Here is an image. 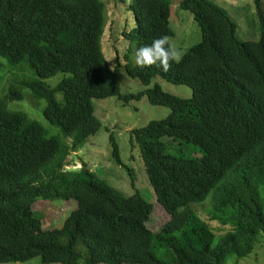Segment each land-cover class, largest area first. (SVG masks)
<instances>
[{
  "label": "trees",
  "instance_id": "trees-1",
  "mask_svg": "<svg viewBox=\"0 0 264 264\" xmlns=\"http://www.w3.org/2000/svg\"><path fill=\"white\" fill-rule=\"evenodd\" d=\"M254 4L259 38L243 40L225 8L181 0L201 40L165 72L130 61L108 65L105 0H0V56L31 72L0 98V264L35 257L80 264L81 244L88 248L86 264H226L231 255L253 252L264 233V0ZM128 10L135 25L123 34L134 52L173 36L170 0H129ZM121 69L145 87L159 77L192 95L180 98L158 85L123 94ZM59 73L62 79L50 86L46 80ZM25 90L46 101L43 115L59 133L49 135L26 113L7 109L24 100ZM113 97L124 105L146 97L170 109L130 131L156 202L168 214L156 231L148 224L154 206L138 190L125 196L87 165L67 169L69 156L101 129L93 99ZM163 138L193 143L202 155L174 154ZM109 140L115 163L124 167L113 133ZM212 193V218L233 226L218 242L192 208ZM49 195L76 201L77 208L71 226L43 233L33 204Z\"/></svg>",
  "mask_w": 264,
  "mask_h": 264
},
{
  "label": "rangeland",
  "instance_id": "rangeland-1",
  "mask_svg": "<svg viewBox=\"0 0 264 264\" xmlns=\"http://www.w3.org/2000/svg\"><path fill=\"white\" fill-rule=\"evenodd\" d=\"M128 1L105 0L107 12L102 43L108 65L111 68L117 66V60L121 65H125L127 61L136 65L133 60L134 46L123 34L124 30H129L135 25L134 15L132 11L128 10ZM180 1L170 0V26L174 32L170 39L171 43L183 55L187 49L201 40V29L193 14L189 10L180 7ZM212 1L225 8L230 17L237 23V34L241 39L253 40L258 38L259 22L254 0ZM126 55H128V58H126ZM20 66L14 67L4 57L0 56V98H4L9 94L10 89L16 87L18 82L31 76V72L26 67ZM120 74L122 79L121 92L123 94H136L146 88H153L158 85L163 91L180 98H190L192 95L189 87L174 85L159 77L153 78L150 85L145 87L139 81L131 78L126 70L121 69ZM62 77L63 74L59 73L55 77L46 80V82L54 87ZM23 94V101H11L7 104V109L12 112L26 113L31 119L43 125L49 135L59 133V129L51 125L43 115L46 101L35 100L28 90H25ZM57 99L61 100V95H58ZM93 104L97 117L102 121L101 129L95 135L90 136L88 143L81 150L75 151L69 156L70 164L67 169L79 170L87 165L91 171L125 196H130L138 190L154 206V212L148 224L156 231L168 219V214L156 202V195L149 183L139 147L137 142L130 137V131L133 128L145 126L152 120L165 118L170 113V109L163 106H154L149 103L146 97L141 101H134L128 105H124L122 101L115 97L103 100L93 99ZM110 133L114 134L119 143L124 167L118 166L112 156ZM163 140L168 143V146L172 143L169 146V151L174 154H182L187 157L202 155V151L193 143H182L181 140H170L169 138H163ZM68 141L71 142V139L68 138ZM213 198L214 193L204 203L194 204L192 208L214 231L216 242H218L225 233L232 230L233 226L212 218ZM76 208V201H65L53 195L39 198L33 204L35 213L44 219L41 228L43 233L59 230L61 226L65 225L71 226L70 216L72 219V213ZM46 235H54V233ZM80 249L84 253L80 264H86L88 248L81 244ZM24 264L44 263L41 262L39 257H35ZM226 264H264V233L260 235L252 253L241 258L231 255Z\"/></svg>",
  "mask_w": 264,
  "mask_h": 264
},
{
  "label": "clouds",
  "instance_id": "clouds-1",
  "mask_svg": "<svg viewBox=\"0 0 264 264\" xmlns=\"http://www.w3.org/2000/svg\"><path fill=\"white\" fill-rule=\"evenodd\" d=\"M182 59V53L171 43L168 35L155 38L151 44L137 48L133 55L134 63L140 67H151L157 65L167 72L171 62L177 63Z\"/></svg>",
  "mask_w": 264,
  "mask_h": 264
},
{
  "label": "crops",
  "instance_id": "crops-1",
  "mask_svg": "<svg viewBox=\"0 0 264 264\" xmlns=\"http://www.w3.org/2000/svg\"><path fill=\"white\" fill-rule=\"evenodd\" d=\"M256 36H257V35H256ZM258 38H259V35H258ZM258 38H257V39H258ZM253 40H256V39H253ZM32 260H33V258H32ZM27 262H28V261H27Z\"/></svg>",
  "mask_w": 264,
  "mask_h": 264
}]
</instances>
